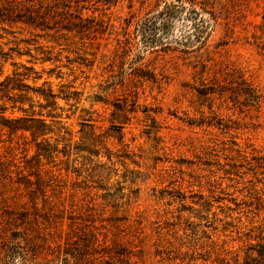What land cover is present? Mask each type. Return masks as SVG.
<instances>
[{"label":"rangeland","instance_id":"obj_1","mask_svg":"<svg viewBox=\"0 0 264 264\" xmlns=\"http://www.w3.org/2000/svg\"><path fill=\"white\" fill-rule=\"evenodd\" d=\"M255 157L264 0H0V264H264Z\"/></svg>","mask_w":264,"mask_h":264},{"label":"trees","instance_id":"obj_2","mask_svg":"<svg viewBox=\"0 0 264 264\" xmlns=\"http://www.w3.org/2000/svg\"><path fill=\"white\" fill-rule=\"evenodd\" d=\"M182 9L183 6L176 5L175 3H170V4L165 3L162 10H160L159 12L148 18H145L141 22L138 28L139 32L141 33L140 34L141 37L145 39V42L148 41L152 42L153 39L151 38V36L153 37V35L156 34V32H159L162 29L166 30L169 24L171 23V20L176 18L177 15L179 16ZM191 13L194 14V16L199 15L194 9L192 10ZM35 92L46 99L54 98L55 96L51 92L49 93L46 92L40 93L38 91ZM253 159H254L253 167L255 174H257V176H264V166L261 162V157H255ZM260 255L263 256V254Z\"/></svg>","mask_w":264,"mask_h":264}]
</instances>
